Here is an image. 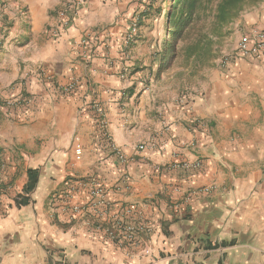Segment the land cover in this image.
I'll list each match as a JSON object with an SVG mask.
<instances>
[{"label": "crops", "instance_id": "obj_1", "mask_svg": "<svg viewBox=\"0 0 264 264\" xmlns=\"http://www.w3.org/2000/svg\"><path fill=\"white\" fill-rule=\"evenodd\" d=\"M141 7L0 0V264H264V56L235 54L222 72L162 66L168 38ZM23 89L29 104L3 105ZM95 182L103 222L153 225L137 247L93 226Z\"/></svg>", "mask_w": 264, "mask_h": 264}, {"label": "rangeland", "instance_id": "obj_2", "mask_svg": "<svg viewBox=\"0 0 264 264\" xmlns=\"http://www.w3.org/2000/svg\"><path fill=\"white\" fill-rule=\"evenodd\" d=\"M171 2L172 0H138L142 5L140 15L150 19L147 26L155 36L164 30V13ZM256 11L260 13L259 21L251 26L259 27H251V30L264 28V0H244L238 14L224 25L214 22L209 8L201 9L192 25L186 29L184 37L178 42L179 51L172 63L180 59L183 63L190 64L196 72H222L233 55H239L236 46L245 39L247 33L249 34L250 29L246 28L245 17ZM259 22L262 24L258 25ZM262 177L264 180V163Z\"/></svg>", "mask_w": 264, "mask_h": 264}, {"label": "built area", "instance_id": "obj_3", "mask_svg": "<svg viewBox=\"0 0 264 264\" xmlns=\"http://www.w3.org/2000/svg\"><path fill=\"white\" fill-rule=\"evenodd\" d=\"M69 20L66 21L68 23ZM137 31V26L135 22H132L126 35H125V42L128 43L132 40L133 36ZM92 37L91 34H87L85 37L81 38L79 45L82 46L83 51L81 56L83 58L87 57V49L89 38ZM236 50L240 56L250 59H260L264 56V28H254L248 34L245 39L241 40L237 46ZM36 74L38 78L42 80H49V76L46 75V72L42 67L36 69ZM75 86L74 81H71L63 86V90L69 91L72 90ZM33 99V95L28 93L26 90H21L20 93L17 95L6 99L3 102V105L7 108H12L16 106H24L29 104ZM94 108L99 111L98 106L95 104ZM113 152L117 155V157L121 161H125L126 158L124 153L120 150L118 146L115 144L111 145ZM153 147L154 144L152 143H140L137 145L136 149L138 151H143L146 148ZM82 156V147L80 143L77 141L74 145V160L80 161ZM176 166L186 167V163H177ZM90 201L88 203V207L92 209L93 217L95 218L93 226L103 231L114 243L120 247H137L139 242L138 238L141 235L149 234L153 231V225H137L134 222L129 220H125L122 214L115 216L113 220L108 222H103L102 217L108 214L109 210V203L106 200V191L103 185L100 183H94L92 188L90 189ZM87 206H80V208H76L77 210H84ZM132 207H125L123 209V213L126 215L131 212ZM145 253H148V250H145Z\"/></svg>", "mask_w": 264, "mask_h": 264}, {"label": "trees", "instance_id": "obj_4", "mask_svg": "<svg viewBox=\"0 0 264 264\" xmlns=\"http://www.w3.org/2000/svg\"><path fill=\"white\" fill-rule=\"evenodd\" d=\"M244 0H172L165 11L163 28L167 37L166 46L160 54L162 66L172 64L178 54V42L186 29L192 25L201 9L209 8L218 25L229 23L241 10ZM29 182L27 187H30Z\"/></svg>", "mask_w": 264, "mask_h": 264}]
</instances>
